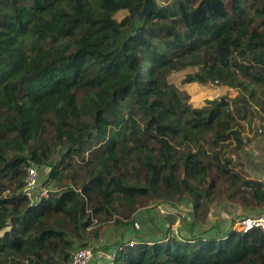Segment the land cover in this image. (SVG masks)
Returning a JSON list of instances; mask_svg holds the SVG:
<instances>
[{"label":"trees","instance_id":"1","mask_svg":"<svg viewBox=\"0 0 264 264\" xmlns=\"http://www.w3.org/2000/svg\"><path fill=\"white\" fill-rule=\"evenodd\" d=\"M145 2L0 0V264H68L95 221L141 199L187 203L203 231L136 234L114 264H264L263 231L206 226L220 199L264 208V184L233 168L264 112V0H167L141 18ZM190 67L184 83L238 94L193 107L168 81ZM30 166L55 190L38 204Z\"/></svg>","mask_w":264,"mask_h":264},{"label":"rangeland","instance_id":"2","mask_svg":"<svg viewBox=\"0 0 264 264\" xmlns=\"http://www.w3.org/2000/svg\"><path fill=\"white\" fill-rule=\"evenodd\" d=\"M154 3L164 5L165 3H167V0H154ZM228 6L230 8V3L228 4ZM127 15V11H121L116 15L115 18L120 21ZM199 69V67H190L180 72H174L168 76V81L170 84L177 86L178 88L187 92L190 95V104L193 107L200 108L206 105L209 100H215L223 96L233 98L236 92L228 90V87L213 84L202 85L198 83H184V79L188 74L194 73ZM78 97L79 101L81 102L84 97V94L82 92H79ZM262 118H264V112H262ZM259 120L260 118H257V121L254 120L253 123H244L246 135L251 141H254L256 137L264 135L263 125L261 124L263 123V121L260 122ZM260 129H262L263 133L259 132ZM49 134L52 135V129H50ZM240 155L241 154L236 156V165H234L233 168L236 171L238 170L239 172H242L240 165L241 160L244 158V156L240 157ZM85 157L88 159L90 157V153L86 152ZM72 162L76 167V170H78L76 171L75 176H77V184L80 185L86 179L84 162L78 156L73 158ZM37 169L40 175L39 187L48 188L45 186V181L47 180L48 175L50 174V168L44 167ZM25 178L23 180V184ZM48 189L52 190L53 192L55 191L53 188ZM141 201V207L136 210L134 215L129 216V219L122 214H117L115 217H102L100 221H95L94 225L90 227V229L86 232L87 239L85 240V242H87V246H93L94 248H96L97 251H104L105 253L110 254L114 252V247L116 243L120 241L128 242L130 240H133L136 234H144L151 237H159L160 235H162V233L169 231L172 236H177L179 235V232L182 231L187 236L193 235V229L195 228L193 225L195 222L192 218L187 203H184L183 205H179V203L166 204L160 202L159 200L150 199H141ZM224 202H226L225 199L218 200L215 205L212 206L211 210L222 206ZM229 207H233V209L236 211L235 214L232 215L233 220L231 223H233L238 217L247 215L245 213L238 215L240 214V210L238 209L245 208L240 204H231V206H225V209L230 210L231 208ZM249 209L247 210L249 211ZM118 220H121V222L123 223L134 221L135 226L133 228H122L121 224L118 223ZM96 233L98 234L97 236ZM79 246L80 243L78 244V247H76V249H79ZM105 248L110 250L106 251L104 250ZM101 263L99 262V259L96 258L91 264Z\"/></svg>","mask_w":264,"mask_h":264},{"label":"built area","instance_id":"3","mask_svg":"<svg viewBox=\"0 0 264 264\" xmlns=\"http://www.w3.org/2000/svg\"><path fill=\"white\" fill-rule=\"evenodd\" d=\"M40 175L35 166H30L27 170L24 181L23 194L29 198L32 204H38L43 198H47L52 190L40 188ZM252 230L264 232V212L254 216L237 218L233 225V231L247 233ZM134 244V242H131ZM99 259L101 264H114L117 254H110L104 251H97L93 246L80 248L74 252L68 264H91L93 260ZM106 261V262H103Z\"/></svg>","mask_w":264,"mask_h":264},{"label":"crops","instance_id":"4","mask_svg":"<svg viewBox=\"0 0 264 264\" xmlns=\"http://www.w3.org/2000/svg\"><path fill=\"white\" fill-rule=\"evenodd\" d=\"M228 90L235 91L230 88H228ZM235 92L236 93L234 94L233 98L238 94L237 91ZM259 121H263V123L261 124L263 125L264 131V118L260 119ZM263 131L262 129L259 130L260 133H263ZM241 170L243 175L247 179L256 180L264 184V135L256 137L254 141L252 140V142L247 145L244 158L241 160ZM225 206H231V204H229L228 202H224L222 206L214 208L210 211V214L207 219V228L219 227L223 230H228L229 228H231V222L233 220L232 215L235 214L236 211L233 209V207H229L231 208L230 210L225 209ZM238 210H240V214H238L237 212L238 215L245 213L249 216H254L260 212H264V208H260L255 211H248L247 208H239ZM247 215L240 217H249ZM203 227L204 225L196 224L195 228L193 229V234L199 235L203 231Z\"/></svg>","mask_w":264,"mask_h":264},{"label":"water","instance_id":"5","mask_svg":"<svg viewBox=\"0 0 264 264\" xmlns=\"http://www.w3.org/2000/svg\"><path fill=\"white\" fill-rule=\"evenodd\" d=\"M154 7H155L154 0H146L144 10L141 13V18L148 16L152 12Z\"/></svg>","mask_w":264,"mask_h":264}]
</instances>
